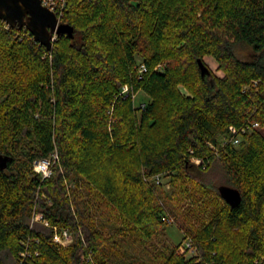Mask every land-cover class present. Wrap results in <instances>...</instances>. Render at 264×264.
<instances>
[{
	"label": "trees",
	"instance_id": "1",
	"mask_svg": "<svg viewBox=\"0 0 264 264\" xmlns=\"http://www.w3.org/2000/svg\"><path fill=\"white\" fill-rule=\"evenodd\" d=\"M55 1L51 50L0 19V264H264V0Z\"/></svg>",
	"mask_w": 264,
	"mask_h": 264
},
{
	"label": "water",
	"instance_id": "2",
	"mask_svg": "<svg viewBox=\"0 0 264 264\" xmlns=\"http://www.w3.org/2000/svg\"><path fill=\"white\" fill-rule=\"evenodd\" d=\"M0 19L10 27H26L35 40L51 50L54 45V34L66 33L73 37L74 28L69 24L59 22L57 14L43 5L42 0H0ZM203 76L211 74L210 68L202 60H198ZM8 158L1 157L0 165L7 167ZM222 197L233 207L242 199L241 192L234 187L221 186Z\"/></svg>",
	"mask_w": 264,
	"mask_h": 264
},
{
	"label": "built area",
	"instance_id": "3",
	"mask_svg": "<svg viewBox=\"0 0 264 264\" xmlns=\"http://www.w3.org/2000/svg\"><path fill=\"white\" fill-rule=\"evenodd\" d=\"M42 3H43V5L47 6L48 8H50L51 10H53L57 14V16L59 18V22H60L61 16L63 14V10H61L60 6L56 3V1L55 0H42ZM56 37H57V34H54L53 41H55ZM145 71H147V67L145 65H142L140 68V72L143 73ZM128 92H129V87L125 86L123 91H122V94L123 93L127 94ZM258 126H259V124L255 123L252 127H258ZM246 129L251 130L252 128L247 127ZM231 130L233 132H236V129L234 127H231ZM244 130H245V128H244ZM238 142H239V139H235V143H238ZM57 157H58L57 154H54L52 156V158H54V159H56ZM52 158H44V159H40L38 161H35V168H36V170H38L40 172V174L43 177H48L52 173V168H51V165L53 162ZM157 180L158 181L161 180L160 176H157ZM54 240L66 245V244H69V242L72 240V235L68 230H64L63 233H60V234L57 233L54 236ZM183 250H184V252L189 251L192 254L196 253V249L193 246V243L191 240H186L183 243Z\"/></svg>",
	"mask_w": 264,
	"mask_h": 264
},
{
	"label": "rangeland",
	"instance_id": "4",
	"mask_svg": "<svg viewBox=\"0 0 264 264\" xmlns=\"http://www.w3.org/2000/svg\"><path fill=\"white\" fill-rule=\"evenodd\" d=\"M57 38V37H56ZM56 40V39H55ZM242 51H244V53H247L248 49L247 48H243L241 47L240 48ZM205 61L206 63L210 66V68L212 69L213 72H215L216 74L218 75H222V72L218 70V64L216 63V61L212 58V57H205ZM127 86V85H126ZM125 87V86H124ZM124 89V88H123ZM123 91V90H122ZM126 93V92H125ZM123 93V94H125ZM132 98H133V102H134V105L136 107H141V108H144L147 103H148V100H149V97L148 95L143 92V91H137L135 93L132 94ZM194 162L196 163H200V160L198 158H194L193 159ZM34 166H35V163H34ZM52 167V165H51ZM35 168V167H34ZM36 169V168H35ZM163 179V180H162ZM160 181H164V187L166 190H169L171 188V185H170V182H169V178L167 177H163ZM188 202H191L190 200H188ZM42 217V214H37L36 215V220H40ZM208 217V216H207ZM168 232H169V236L170 238L175 242V243H180L179 245V250L182 252V253H188L189 256L193 255L192 253H190L189 251L188 252H184L183 250V243L186 241V240H182L183 237H184V234L183 232L179 229L178 225L177 224H172L169 229H168ZM73 241V238L72 240L69 242V244ZM182 246V247H181Z\"/></svg>",
	"mask_w": 264,
	"mask_h": 264
}]
</instances>
